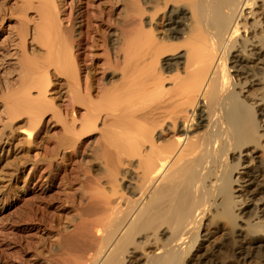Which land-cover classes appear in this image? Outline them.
<instances>
[{"label":"bare ground","instance_id":"bare-ground-1","mask_svg":"<svg viewBox=\"0 0 264 264\" xmlns=\"http://www.w3.org/2000/svg\"><path fill=\"white\" fill-rule=\"evenodd\" d=\"M62 4L0 0V201L85 154L33 264H264V0L103 1L79 38Z\"/></svg>","mask_w":264,"mask_h":264},{"label":"rangeland","instance_id":"rangeland-1","mask_svg":"<svg viewBox=\"0 0 264 264\" xmlns=\"http://www.w3.org/2000/svg\"><path fill=\"white\" fill-rule=\"evenodd\" d=\"M103 1L108 2V0H63L61 11L64 25L69 26L72 17L77 18L79 24L76 25V35L78 38L82 36L84 28L81 16L82 11L87 9L93 17L94 28L98 21L97 17L101 15L104 19L103 29L107 33H112L115 30L113 26L109 27L110 5L108 4L105 11L99 10ZM92 36L93 33L89 36L84 54L87 65L91 62ZM97 50L101 58L98 63L99 74L96 77L99 83L105 67L102 59L105 52L102 47ZM67 101V97L64 96L61 104L66 105ZM53 146L54 144H50L49 148ZM32 156L37 158V152L33 151ZM84 156L85 154L76 155L72 166L60 174V179L53 181H49L52 173L47 172L44 165L30 178L32 174L30 166L20 175L22 177L14 187L5 192L0 201V264H33L37 253L42 249L43 242L57 241L58 230L72 225L68 219L70 220L72 216L77 217L84 210L87 200L80 192L82 175L86 170ZM61 178L66 179L69 186L63 184ZM58 217L62 218L61 224L56 226L55 221Z\"/></svg>","mask_w":264,"mask_h":264}]
</instances>
